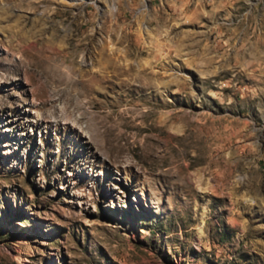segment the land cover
<instances>
[{
  "label": "rangeland",
  "instance_id": "1",
  "mask_svg": "<svg viewBox=\"0 0 264 264\" xmlns=\"http://www.w3.org/2000/svg\"><path fill=\"white\" fill-rule=\"evenodd\" d=\"M0 264H264V0H0Z\"/></svg>",
  "mask_w": 264,
  "mask_h": 264
},
{
  "label": "bare ground",
  "instance_id": "2",
  "mask_svg": "<svg viewBox=\"0 0 264 264\" xmlns=\"http://www.w3.org/2000/svg\"><path fill=\"white\" fill-rule=\"evenodd\" d=\"M147 1V0H146ZM146 4V3H145ZM146 63H149L147 60L145 61ZM106 69H110L111 71H113L114 73H116V75L117 74H119L118 73V71L120 70V69H122V71H126V69L125 68H123V67H119L118 65H116V64H110V65H108V66H106ZM85 74H89L90 72L89 71H87V72H84ZM90 75H91V79L93 78H101V76H100V73H90ZM81 77V76H80ZM87 80V79H86ZM85 80V81H86ZM83 83V84H85V82L84 81H82V79H78V80H74V84H78V83ZM91 138H92V135L90 134L89 135ZM186 137V136H185Z\"/></svg>",
  "mask_w": 264,
  "mask_h": 264
}]
</instances>
